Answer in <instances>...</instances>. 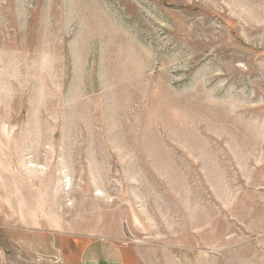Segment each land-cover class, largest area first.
Instances as JSON below:
<instances>
[{"label": "rangeland", "instance_id": "rangeland-1", "mask_svg": "<svg viewBox=\"0 0 264 264\" xmlns=\"http://www.w3.org/2000/svg\"><path fill=\"white\" fill-rule=\"evenodd\" d=\"M97 239L264 264V0H0V264Z\"/></svg>", "mask_w": 264, "mask_h": 264}, {"label": "crops", "instance_id": "crops-1", "mask_svg": "<svg viewBox=\"0 0 264 264\" xmlns=\"http://www.w3.org/2000/svg\"><path fill=\"white\" fill-rule=\"evenodd\" d=\"M75 264H123L124 252L115 243L105 240H89L76 245L72 253ZM69 257L66 258L67 261Z\"/></svg>", "mask_w": 264, "mask_h": 264}]
</instances>
